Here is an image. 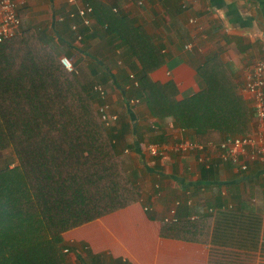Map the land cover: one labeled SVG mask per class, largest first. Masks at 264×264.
Listing matches in <instances>:
<instances>
[{"label": "trees", "instance_id": "obj_1", "mask_svg": "<svg viewBox=\"0 0 264 264\" xmlns=\"http://www.w3.org/2000/svg\"><path fill=\"white\" fill-rule=\"evenodd\" d=\"M88 5L91 20L104 27L111 57L122 48L139 63L129 89H122L127 103L143 100L153 118L193 131V141L202 146L251 132L252 111L216 57L196 70L203 89L177 101L172 83L149 77L163 59L144 31L117 10H101L100 2ZM53 27L57 47L48 45L46 34L29 29L0 44V264H65L64 232L137 200L116 151L114 130L103 127L95 108L102 103L95 84L83 86L77 59L72 60L75 71L68 72L56 51L66 46L64 40L77 42L81 36L83 41L91 25L84 26L70 10ZM8 148L19 163L14 170L9 169L14 160L1 157ZM213 211L210 264H254L249 252L260 246L264 253L261 219L235 209ZM18 218L31 224L20 227Z\"/></svg>", "mask_w": 264, "mask_h": 264}, {"label": "crops", "instance_id": "obj_2", "mask_svg": "<svg viewBox=\"0 0 264 264\" xmlns=\"http://www.w3.org/2000/svg\"><path fill=\"white\" fill-rule=\"evenodd\" d=\"M89 1L103 4L99 9L104 11L116 9L144 31L163 59L149 77L162 85L172 83L177 101L203 89L196 70L216 57L250 108L241 87L246 66L264 61V0H77L73 6L67 0H41L32 9L50 14L52 22L45 30L48 45L57 47L53 23ZM103 32L92 18L83 41L64 40L60 58L77 59L83 86L100 82L105 89L107 103L119 118L112 128L116 151L137 200L65 232L64 251L75 264H210L214 216L209 209L253 213L264 224V165L254 164L242 172L216 156L207 168L192 154H171L162 161L147 157L148 143L193 141L195 134L178 129L171 120L153 118L143 100H124L122 89H129L140 66L122 48L111 57ZM188 44L191 50L185 49ZM249 254L254 255L250 263L264 264L260 246Z\"/></svg>", "mask_w": 264, "mask_h": 264}, {"label": "built area", "instance_id": "obj_3", "mask_svg": "<svg viewBox=\"0 0 264 264\" xmlns=\"http://www.w3.org/2000/svg\"><path fill=\"white\" fill-rule=\"evenodd\" d=\"M67 4L77 5V0H67ZM138 4L142 5V2ZM17 7L18 5L14 0H0V44L19 34L21 18ZM92 11V7L88 4L76 9L77 16L86 27L91 25L90 15ZM113 12H116V9H113ZM189 23L194 24L195 21L190 20ZM71 30L76 31L77 26L72 25ZM76 40L80 42L81 36H77ZM184 47L186 50H191L190 44ZM59 61L68 72L75 71L70 59L62 56ZM93 91L102 102L100 105H96L95 108L103 127H115L118 116L110 111L111 107L107 103L105 89L102 85L95 84ZM241 92L251 102L250 109L254 119V128L249 134L227 136L217 145L209 143L206 146L191 140L148 143L145 145L144 154L149 158L160 161L165 160L171 154L179 156L192 154L198 156L197 162L202 164L204 168L209 167V163L216 156L219 162L230 164L242 172L247 171L254 164L264 165V61L256 60L246 66ZM190 203V201L187 202L188 205ZM208 212L213 213L214 211L209 209ZM173 214L174 210L171 211L172 216Z\"/></svg>", "mask_w": 264, "mask_h": 264}, {"label": "rangeland", "instance_id": "obj_4", "mask_svg": "<svg viewBox=\"0 0 264 264\" xmlns=\"http://www.w3.org/2000/svg\"><path fill=\"white\" fill-rule=\"evenodd\" d=\"M40 3H41V0H33V1H22L21 3L17 4L18 5L19 16L21 18V27H20V31H19L18 36H20L22 31H25V30H28V29L32 30L33 32H35V33H37L39 35H45L46 34L45 30H48L49 25L52 22V20L50 18V14L48 12H46V11H44L42 13L33 12L34 10L32 9V8H34V6H38ZM50 31H51V29H50ZM50 33L52 34V31ZM47 40L48 39H46V41ZM56 51L59 54L60 53V48L56 49ZM94 84L95 83H93L91 85H94ZM110 111H111V113H113L111 108H110ZM7 156L11 157L14 160L13 161L14 164L9 168V169H13L14 170V168L19 166V163H18L17 159L15 160V155L13 154L11 148H8L5 151V153L3 154V156L1 155V157L5 158V160H7ZM15 224H18L20 227H23V228L26 229L27 226L31 224V220L30 219H25V218H18V219L15 220ZM62 243H63V240H62ZM62 253L64 255L65 264H73V263L75 264V262L72 261L71 256H68L67 252L64 251V247H63Z\"/></svg>", "mask_w": 264, "mask_h": 264}]
</instances>
